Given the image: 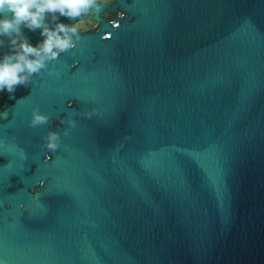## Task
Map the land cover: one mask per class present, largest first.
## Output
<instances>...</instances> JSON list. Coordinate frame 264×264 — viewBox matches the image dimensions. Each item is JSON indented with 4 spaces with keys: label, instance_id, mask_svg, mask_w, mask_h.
<instances>
[{
    "label": "water",
    "instance_id": "1",
    "mask_svg": "<svg viewBox=\"0 0 264 264\" xmlns=\"http://www.w3.org/2000/svg\"><path fill=\"white\" fill-rule=\"evenodd\" d=\"M80 31L0 93V264H264V0H116Z\"/></svg>",
    "mask_w": 264,
    "mask_h": 264
},
{
    "label": "clouds",
    "instance_id": "2",
    "mask_svg": "<svg viewBox=\"0 0 264 264\" xmlns=\"http://www.w3.org/2000/svg\"><path fill=\"white\" fill-rule=\"evenodd\" d=\"M116 0H0V48L5 45L4 37L9 39L10 50L0 59V93L7 92L13 98L20 87L28 88L35 77L40 76L48 64L56 61L62 54L75 49L82 40L80 24L83 18L95 19L104 12L105 7ZM108 16V15H107ZM106 16V17H107ZM61 17L78 20L74 24L60 22ZM24 29L30 32L39 30L43 38L33 46ZM49 76L59 78V73L49 71ZM71 106V105H70ZM97 114L95 110L87 113V118ZM84 115V114H82ZM50 117L42 114L39 108L32 110L30 127L47 125ZM69 127L63 135L68 136L76 128V121L61 120ZM42 149L56 152L61 147V135L49 130L43 137Z\"/></svg>",
    "mask_w": 264,
    "mask_h": 264
}]
</instances>
